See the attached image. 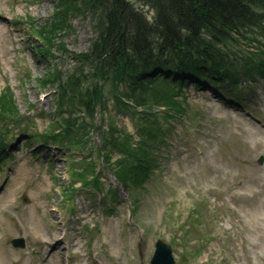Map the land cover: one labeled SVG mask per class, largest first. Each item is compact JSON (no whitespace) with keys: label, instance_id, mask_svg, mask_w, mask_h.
I'll use <instances>...</instances> for the list:
<instances>
[{"label":"rangeland","instance_id":"1","mask_svg":"<svg viewBox=\"0 0 264 264\" xmlns=\"http://www.w3.org/2000/svg\"><path fill=\"white\" fill-rule=\"evenodd\" d=\"M60 9L68 16L55 25ZM102 19L91 2L0 0V96L10 98L0 104V264H150L157 240L175 264H264V24L226 49L237 53L239 79L217 87L241 104L157 69L155 90L168 104L133 99L146 111H128L113 68L103 78L90 68ZM144 122L162 135L142 137ZM43 133L57 139L52 146L40 143ZM102 135L109 141L99 149ZM115 140L121 151L108 146ZM133 151L152 160L126 193L112 172L127 168ZM17 238L24 248L12 247Z\"/></svg>","mask_w":264,"mask_h":264},{"label":"trees","instance_id":"2","mask_svg":"<svg viewBox=\"0 0 264 264\" xmlns=\"http://www.w3.org/2000/svg\"><path fill=\"white\" fill-rule=\"evenodd\" d=\"M78 1L87 7L91 2L93 8L103 15L102 40L98 42L99 45H94L90 68L92 71L96 70L97 78L107 76V68H113L111 74L117 83L127 85L129 94L122 91V96L134 99L144 106H148L145 102L151 101L157 105L168 104L165 101L167 98L159 97L155 90L157 69H166L169 64L173 67L174 61L178 62L175 73L189 72L199 75L205 69L211 75H219L220 69H230L235 64L234 57L237 53H228L226 49L231 46L239 49V39H244V33L264 24V13H261L264 10V0ZM145 7L151 13L150 18L148 12L144 11ZM65 9L56 11L55 25L66 22L68 13ZM259 56L262 58L261 64L264 65V53H259ZM92 62H95L96 66H93ZM160 62L162 66H159ZM203 75L206 76L207 73ZM231 75L233 79L236 78L233 72ZM163 82L167 83L165 80ZM147 89L152 92L145 95L144 91ZM92 96V99L100 102V89L94 88ZM5 99H8L10 105V98L3 94L0 96V104L4 105ZM89 103L90 100L86 96L83 106L86 107ZM8 109L12 110L11 106ZM152 116L157 117L156 114ZM138 132L150 141L162 135L153 122H144ZM43 136L50 137L47 133ZM105 140L107 142L109 138L104 139L102 136V149L105 148ZM120 141H110L108 146L115 148L118 145L121 151ZM133 153L136 158L131 164H126L127 168L124 166L123 172H119L117 176L124 187H127V179L130 178L128 173L137 174L131 177L133 179L146 177L148 157L152 160L151 154L148 156L146 152L138 160L139 155H135V151ZM94 184L98 186L97 181Z\"/></svg>","mask_w":264,"mask_h":264},{"label":"water","instance_id":"3","mask_svg":"<svg viewBox=\"0 0 264 264\" xmlns=\"http://www.w3.org/2000/svg\"><path fill=\"white\" fill-rule=\"evenodd\" d=\"M12 243L15 247H24V241L22 239H16ZM151 264H175L171 248L165 243L158 241Z\"/></svg>","mask_w":264,"mask_h":264},{"label":"bare ground","instance_id":"4","mask_svg":"<svg viewBox=\"0 0 264 264\" xmlns=\"http://www.w3.org/2000/svg\"><path fill=\"white\" fill-rule=\"evenodd\" d=\"M13 231H18V229H14ZM56 247V244L52 245L51 248L54 249Z\"/></svg>","mask_w":264,"mask_h":264}]
</instances>
